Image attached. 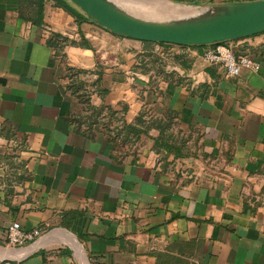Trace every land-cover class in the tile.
Returning <instances> with one entry per match:
<instances>
[{
	"label": "crops",
	"instance_id": "0c3cea01",
	"mask_svg": "<svg viewBox=\"0 0 264 264\" xmlns=\"http://www.w3.org/2000/svg\"><path fill=\"white\" fill-rule=\"evenodd\" d=\"M222 43L260 70L228 77L203 58L219 43L118 35L70 0H0V261L264 264V32ZM103 107L143 133L114 136ZM14 221L43 235L11 246Z\"/></svg>",
	"mask_w": 264,
	"mask_h": 264
},
{
	"label": "water",
	"instance_id": "95a60500",
	"mask_svg": "<svg viewBox=\"0 0 264 264\" xmlns=\"http://www.w3.org/2000/svg\"><path fill=\"white\" fill-rule=\"evenodd\" d=\"M70 1L92 22L111 32L148 42L210 45L264 32V0L210 5L192 12L190 6L176 3L167 10L154 7L158 4L156 0ZM136 11L141 14L167 11L171 15L153 18ZM84 260L90 264L85 254Z\"/></svg>",
	"mask_w": 264,
	"mask_h": 264
},
{
	"label": "built area",
	"instance_id": "2783aa9c",
	"mask_svg": "<svg viewBox=\"0 0 264 264\" xmlns=\"http://www.w3.org/2000/svg\"><path fill=\"white\" fill-rule=\"evenodd\" d=\"M204 60L209 64H219L226 70L228 77L239 76L244 69L254 72L260 70V63L249 54H236L229 46L219 43L208 48ZM43 235L41 228L24 229L19 221H14L7 229L6 241L11 246H22ZM0 264H25L23 261L2 260Z\"/></svg>",
	"mask_w": 264,
	"mask_h": 264
},
{
	"label": "trees",
	"instance_id": "16d2710c",
	"mask_svg": "<svg viewBox=\"0 0 264 264\" xmlns=\"http://www.w3.org/2000/svg\"><path fill=\"white\" fill-rule=\"evenodd\" d=\"M152 43V42H150ZM165 44V43H160ZM79 72H86V71H77ZM77 72H72V68L69 71V74L72 79L71 88L73 91L83 99L84 102L89 103L90 100L86 95L80 94L83 90H85V85L81 82H78L77 79H75V75ZM95 118L97 122H102L104 125L114 133V136H120L122 133H126V136L129 137H139L140 134L143 133V129L138 127L135 124H124L123 121L120 125H108L109 121H112L113 119L119 120L118 115H120V112L111 108V107H103L100 110H94ZM103 117V118H102ZM105 117L109 118V121H104ZM173 118L174 116L171 114H168L167 121H159L154 122L153 125L156 126L158 129H160V135L159 139L156 141V147L163 148L166 150L167 154L171 153H177L179 151L177 145L174 143H171V140H174V132H172V124H173Z\"/></svg>",
	"mask_w": 264,
	"mask_h": 264
},
{
	"label": "rangeland",
	"instance_id": "374dc122",
	"mask_svg": "<svg viewBox=\"0 0 264 264\" xmlns=\"http://www.w3.org/2000/svg\"><path fill=\"white\" fill-rule=\"evenodd\" d=\"M157 1V5H153L154 7H160V8H164V9H166L167 10V8H169V6H171V2H167V1H163V0H156ZM153 2V1H152ZM155 2V1H154ZM154 4H156V3H154ZM136 14H141V13H137V11L135 12ZM146 14V16L148 15L149 17H153V18H162V17H168V16H170L171 15V13L169 12H167V11H164V12H158L157 11V13L156 12H152V13H142L141 15H145Z\"/></svg>",
	"mask_w": 264,
	"mask_h": 264
},
{
	"label": "bare ground",
	"instance_id": "6f19581e",
	"mask_svg": "<svg viewBox=\"0 0 264 264\" xmlns=\"http://www.w3.org/2000/svg\"><path fill=\"white\" fill-rule=\"evenodd\" d=\"M133 1H134V2H137V1H139V0H137V1H136V0H133Z\"/></svg>",
	"mask_w": 264,
	"mask_h": 264
}]
</instances>
